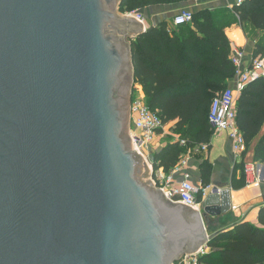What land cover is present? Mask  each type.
I'll list each match as a JSON object with an SVG mask.
<instances>
[{"label": "water", "instance_id": "1", "mask_svg": "<svg viewBox=\"0 0 264 264\" xmlns=\"http://www.w3.org/2000/svg\"><path fill=\"white\" fill-rule=\"evenodd\" d=\"M122 2L0 0V264H176L231 209L150 179L130 134L145 25Z\"/></svg>", "mask_w": 264, "mask_h": 264}, {"label": "trees", "instance_id": "2", "mask_svg": "<svg viewBox=\"0 0 264 264\" xmlns=\"http://www.w3.org/2000/svg\"><path fill=\"white\" fill-rule=\"evenodd\" d=\"M182 1L189 0H123L120 11ZM236 23L255 43L252 58L264 55V0H244L233 8L202 9L193 13L192 23L178 26L177 31L170 32L163 22L132 41L135 83L142 86L146 103L165 123L175 122V131L190 145L210 142L211 102L235 78L231 41L225 29ZM237 125L247 150L255 147L254 160L264 163V77L250 83L239 96ZM181 152L179 143L169 144L155 155L154 168L169 170ZM209 174L210 164H206L205 184ZM260 214L264 224V207ZM209 246L212 251L200 258V264H264V228L249 223L220 232Z\"/></svg>", "mask_w": 264, "mask_h": 264}, {"label": "crops", "instance_id": "3", "mask_svg": "<svg viewBox=\"0 0 264 264\" xmlns=\"http://www.w3.org/2000/svg\"><path fill=\"white\" fill-rule=\"evenodd\" d=\"M235 1L236 0H189L179 3L149 5L138 10L144 17V21L141 22L145 25V30L140 31H143V34L148 30L156 28L163 22H167L170 32L174 30L177 31L178 27L172 25V18L179 10L188 8L193 11V13H196L202 9L214 10L221 7L230 8V5L235 3ZM122 14L127 15V13ZM138 32L127 34L130 37L128 41H130L131 44L132 41L138 37L136 35ZM225 32L231 41V55L235 49L241 50L245 54V65L249 64L253 59L252 51L255 44L253 40L249 39L238 23L227 27ZM233 80L234 79L230 81L229 86L233 85ZM165 130L167 134L164 137L159 135L158 138L150 144L148 149L149 156L153 157L152 160L149 157V160L153 163V170H160L166 175L175 171L173 174L174 183L177 185L185 179V174H188L193 183L203 185L206 188L207 196L213 192L215 188H219V192L222 190H227L229 192L231 209L219 216L214 217L208 215L204 219L207 234L209 236H216L220 232L230 231L237 225L243 223H249L253 227L264 228V224L261 222L260 218L261 209L264 207V163L257 162L261 177V182L258 185L247 186L243 172L245 163L256 162L254 160V145L241 155H237L232 147L230 132L226 130L212 135L210 142L207 143V150H197V147L201 144H188L187 140L182 138L180 133L175 131V122L166 123ZM173 143H179L182 148V152L176 164L171 166L169 170H166L162 166L155 169V155L165 150V147ZM206 164H210V174L209 182L205 184L203 182V168ZM206 197H199L198 205L194 208L200 210L201 204ZM174 203L179 202L176 201ZM218 206L220 207V205ZM211 251L212 247L209 246L208 253Z\"/></svg>", "mask_w": 264, "mask_h": 264}, {"label": "built area", "instance_id": "4", "mask_svg": "<svg viewBox=\"0 0 264 264\" xmlns=\"http://www.w3.org/2000/svg\"><path fill=\"white\" fill-rule=\"evenodd\" d=\"M202 1V0H197ZM244 0H236L230 5L240 6ZM127 15L134 16L140 21H144L141 13L136 11L127 12ZM235 15L239 18L237 12ZM193 11L188 8L179 10L172 18V25L175 27L192 23ZM244 52L235 49L231 59L236 67V74L233 85L218 93L211 102L209 111V121L213 128V134H218L228 130L232 140V147L237 155H241L247 150V143L243 133L237 125V100L245 88L252 82L264 77V55L253 58L247 65L244 63ZM130 134L134 138L138 152L150 164L152 168L151 179L158 188H162L165 195L173 202H184L196 207L199 197L207 196L206 188L203 185L195 184L188 174L178 185L174 183V172L166 175L160 170H153V163L149 160V146L159 135L164 137L166 123L157 111H153L146 103L142 86L134 83L131 100ZM207 143L197 147V150H207ZM243 172L246 178V185H258L261 182L260 171L257 162L244 164ZM220 190H218L219 192ZM209 242L201 246L194 253H186L176 264H200V258L208 253Z\"/></svg>", "mask_w": 264, "mask_h": 264}, {"label": "rangeland", "instance_id": "5", "mask_svg": "<svg viewBox=\"0 0 264 264\" xmlns=\"http://www.w3.org/2000/svg\"><path fill=\"white\" fill-rule=\"evenodd\" d=\"M245 32V31H244ZM263 132H264V127H263Z\"/></svg>", "mask_w": 264, "mask_h": 264}]
</instances>
